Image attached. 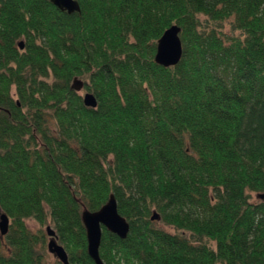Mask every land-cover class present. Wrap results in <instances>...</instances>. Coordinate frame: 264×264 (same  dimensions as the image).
<instances>
[{"label": "trees", "instance_id": "1", "mask_svg": "<svg viewBox=\"0 0 264 264\" xmlns=\"http://www.w3.org/2000/svg\"><path fill=\"white\" fill-rule=\"evenodd\" d=\"M78 2L0 0V264H50L48 224L96 264L82 215L112 195L130 232L103 228L104 264H264V0Z\"/></svg>", "mask_w": 264, "mask_h": 264}, {"label": "water", "instance_id": "2", "mask_svg": "<svg viewBox=\"0 0 264 264\" xmlns=\"http://www.w3.org/2000/svg\"><path fill=\"white\" fill-rule=\"evenodd\" d=\"M57 8L63 12L73 14L81 12L78 0H50ZM182 28L174 25L169 28L161 39L158 41L157 54L155 61L157 64L169 68L178 65L184 54V45L181 39ZM24 49V42L19 44ZM72 89L81 92L84 90V83L79 79H75ZM84 103L87 107L96 108L98 106L97 98L92 93L84 95ZM264 197V196H263ZM83 223L87 230L88 237V253L96 264H104L100 256V247L103 237V228L109 232L126 239L130 232V224L118 210V203L114 195L110 197L109 202L97 212L85 210L82 215ZM161 217L154 212L153 221H160ZM10 218L7 214L2 213L0 216V234L2 237L9 233ZM47 235L51 238L48 243V250L56 256L58 261L63 264H70L69 256L59 242L56 231L52 227H47Z\"/></svg>", "mask_w": 264, "mask_h": 264}, {"label": "rangeland", "instance_id": "3", "mask_svg": "<svg viewBox=\"0 0 264 264\" xmlns=\"http://www.w3.org/2000/svg\"><path fill=\"white\" fill-rule=\"evenodd\" d=\"M227 33H229V30L228 29H226L225 30ZM82 94H85V92L83 91V92H81ZM259 200V196L257 195V194H253L252 195V201L253 202H257ZM3 212L1 211V209H0V216H1V214H2ZM28 226H29V228L31 229V230H33L34 232H37L38 230H39V225L35 222V221H33V220H29L28 221ZM52 227L53 228V225L52 224H48L47 226H45L44 228H43V231L45 232V234H46V237H47V253H48V261H49V263L50 264H54L58 259L56 258V256H54L53 254H51L50 252H49V250H48V243H49V241H50V237L47 235V227ZM156 226L158 227V228H161V229H164L165 231H168V232H170V233H175V230L172 228V227H169V226H167V225H165V224H163V223H161V222H157V224H156ZM59 242V241H58Z\"/></svg>", "mask_w": 264, "mask_h": 264}]
</instances>
